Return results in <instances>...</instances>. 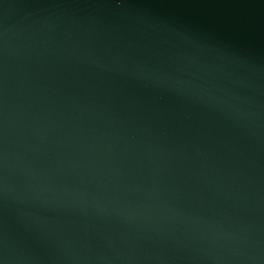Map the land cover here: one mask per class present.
Instances as JSON below:
<instances>
[{"label":"water","instance_id":"obj_1","mask_svg":"<svg viewBox=\"0 0 264 264\" xmlns=\"http://www.w3.org/2000/svg\"><path fill=\"white\" fill-rule=\"evenodd\" d=\"M0 264H264V0H0Z\"/></svg>","mask_w":264,"mask_h":264}]
</instances>
